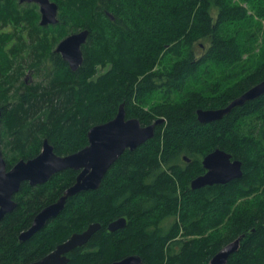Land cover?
Wrapping results in <instances>:
<instances>
[{"label":"trees","instance_id":"16d2710c","mask_svg":"<svg viewBox=\"0 0 264 264\" xmlns=\"http://www.w3.org/2000/svg\"><path fill=\"white\" fill-rule=\"evenodd\" d=\"M244 1L264 15V0ZM64 4L78 27L88 30L82 62L74 71L59 53L48 54L49 38L31 20L26 33L14 36L8 31L7 25L19 14L10 0H0V141L7 168L36 156L44 138L57 155L76 152L87 144L88 129L113 118L122 102L126 117H136L141 124L164 120L150 139L118 157L97 189L68 197L55 217L20 242V231L74 182L78 171L65 169L37 185L22 182L13 196L16 206L0 218V264L29 261L93 222L100 227L84 245L73 248L67 264H107L137 252L144 264H209L220 247L239 236V247L227 264H264V194L257 202L246 200L232 210L240 196L263 184L264 137L252 138L251 133L255 125L264 131V120L258 116L264 111V94L221 119L200 123L196 118L198 108L223 107L264 78L263 59L224 88L210 70H201L210 61L238 62L244 48L250 50L238 36L250 41L255 35L246 29L251 27L247 8L234 0H64ZM235 27H244V33ZM201 38L209 45L197 57L193 48ZM162 53L176 61L156 76L149 70ZM24 55L30 61L50 55L55 74L47 84L14 91L17 99L10 102L7 94L19 81L12 78L13 61ZM107 63L110 67L95 77L97 66ZM207 75L211 80L204 86ZM156 88L163 89L164 98L145 111L143 105ZM216 147L241 161V177L191 189V179L203 173L201 158ZM118 217H125L126 224L107 231L108 223ZM219 225L222 235H206ZM179 231L182 237H177Z\"/></svg>","mask_w":264,"mask_h":264},{"label":"water","instance_id":"95a60500","mask_svg":"<svg viewBox=\"0 0 264 264\" xmlns=\"http://www.w3.org/2000/svg\"><path fill=\"white\" fill-rule=\"evenodd\" d=\"M35 1L39 4L40 23L54 24L58 21L56 15L58 6L51 0H19ZM109 18L113 15L106 11ZM88 30L80 29L62 38L55 46L54 51L74 71L83 59L81 46L85 43ZM264 94V78L234 97L225 106L218 108H198L196 118L200 123H208L221 119L234 107L242 106L247 101L256 99ZM1 115V110H0ZM164 119L159 117L149 124H141L136 117H126L124 103L119 104L113 118L91 126L87 131V144L81 149L67 155H57L47 138L43 139L40 152L33 158L18 160L7 168L1 151L0 141V218L13 210L16 202L13 195L19 190L22 182L37 185L47 181L55 173L65 169H74L78 173L75 180L52 203L42 207L34 216L31 225L18 235L19 241H24L41 229L52 217L64 207L66 199L81 191L97 189L105 173L118 157L126 150H134L155 132V126ZM1 140V131H0ZM183 159H186L184 157ZM204 172L190 181L191 189L213 184H225L238 179L242 175V163L239 159L219 147L214 148L201 158ZM126 224L125 217L111 220L107 229L113 232ZM100 227L98 222L90 223L84 230L72 233L65 241L57 245L56 249L43 258L28 264H67L69 258L63 255L76 246L87 242L91 235ZM241 236L225 243L209 260V264H227L228 257L234 253L240 243ZM107 264H144L139 255H128Z\"/></svg>","mask_w":264,"mask_h":264},{"label":"rangeland","instance_id":"374dc122","mask_svg":"<svg viewBox=\"0 0 264 264\" xmlns=\"http://www.w3.org/2000/svg\"><path fill=\"white\" fill-rule=\"evenodd\" d=\"M58 4V11H57V18L59 19V23L56 25H49L44 26V28L40 27L39 20H40V13L38 9V5L35 3H18V0H10V2L13 4L14 11L19 14L17 17V21H9V25H7V29L10 32H13L14 36L15 33H19L22 30H24L22 33H26L27 27L26 23H29L30 20L32 21V26L39 30L40 32L45 31L48 38H49V52L53 51L56 44L62 39V37L75 32L83 27H78L77 25V19L73 18L69 11L66 10L64 7V0H53ZM235 3L244 5L246 9V13L248 16V21L251 23V27H246V29L249 31H254V36L250 39H246L243 35H239L240 40L245 44H250L249 49L247 50L244 48V53L242 54L241 59L238 62L233 63H226L224 62L221 64V62H214L210 61L203 65H201V70H210L213 74V80L218 81L219 87L224 88L230 86L235 80L241 78L246 73L252 71L253 69L257 68L259 64L262 62V59L264 60V15H259L255 9H253L249 2L244 0H234ZM23 15L28 19L26 22L24 20ZM72 17V18H71ZM21 18V19H20ZM20 23H19V22ZM238 25L241 26L240 22L237 21ZM258 27V29H257ZM243 30H245L244 27H242ZM241 27H235L234 29L239 30L238 32L244 33ZM233 29V30H234ZM257 29V30H256ZM232 30L233 33H235ZM237 35V34H236ZM63 37V38H64ZM59 40V41H58ZM200 43V45H198ZM209 45V41L207 39H198L195 42L194 52L197 57L201 56L203 54L202 51L205 52ZM168 46L165 47V49ZM171 55L162 53L160 54L157 61H155L154 65L150 68V73H155L156 76L160 74H164L168 71L170 66L175 63V59L170 58ZM27 56L24 55V57H21L19 59H16L13 61L12 65V78L16 80L18 83L15 84L14 87H12V90L8 92V96L10 95L8 101L13 102L15 99H17V95L14 97V91L17 93L19 92L18 89L22 90L24 85H35V84H47L52 76L55 74V68L53 67L52 61L50 59V55L47 57L44 56L43 59L39 61L38 58H35L33 60H29L26 58ZM37 59V60H36ZM110 67V63H107L104 66L98 65L95 71V77L99 74L105 72ZM209 73V72H208ZM205 81L202 82V84L205 86L206 82H209L211 80L210 76H206ZM207 92H211L208 90ZM11 93V94H10ZM209 94V93H208ZM15 98V99H14ZM164 98V91L162 88H156L150 95V99L148 100L147 104L143 105V108L145 111L149 110V106L152 103H156ZM2 102L0 101V105ZM6 103V102H5ZM261 120H264V111L262 113L259 112ZM262 115V116H261ZM261 125H255L253 127V131L251 133L252 138H259L264 137V131L260 129ZM249 126L246 125L244 127L245 131H248ZM264 140V139H263ZM41 150V149H40ZM264 194V180L261 187H259L256 190H253L252 193L244 196H240L239 199L236 201V203L233 205L232 210L236 208V206L239 205V203H242L246 200H249L251 203L257 202L260 197ZM169 220L173 221L174 218H169ZM163 222V221H162ZM161 222V223H162ZM160 223V224H161ZM224 232L223 225H219L216 228H212L209 231L206 232L207 234L214 233V237H217L219 235H222ZM218 234V235H217ZM177 237L181 236V231L177 234ZM190 236H186V239H188ZM139 251V249H136ZM138 253V252H137ZM118 252H115L114 255H117Z\"/></svg>","mask_w":264,"mask_h":264},{"label":"flooded vegetation","instance_id":"af4514ba","mask_svg":"<svg viewBox=\"0 0 264 264\" xmlns=\"http://www.w3.org/2000/svg\"><path fill=\"white\" fill-rule=\"evenodd\" d=\"M51 1H53V0H51ZM55 2V1H54ZM18 3H20V4H22V3H35V4H37L38 5V9H39V4L37 3V2H35V1H19L18 0ZM56 3V2H55ZM39 13H40V10H39ZM56 17H57V15H56ZM58 19V18H57ZM59 23V19H58V21L56 22V23H54V24H46V25H42L41 23H40V20H39V25H40V27H42V28H44V26H49V25H56V24H58ZM187 162L189 161V159H187L186 160ZM203 172H204V169H203ZM14 196V195H13ZM36 215V214H35ZM34 215V216H35ZM56 216V215H55ZM54 216V217H55ZM34 218V217H33ZM33 218H32V220H33ZM53 218V217H52ZM52 218H50L49 220H51ZM48 220V221H49ZM48 221L44 224V225H46L47 223H48ZM32 222V221H31ZM31 222H30V224L25 228V229H27L30 225H31ZM40 230V229H39ZM38 230V231H39ZM106 230L108 231V229H107V226H106ZM118 230V229H117ZM116 231V230H115ZM37 232V231H36ZM35 232V233H36ZM114 232V231H113ZM34 233V234H35ZM75 233V232H74ZM33 234V235H34ZM33 235H31L29 238H31ZM70 236V235H69ZM68 236V237H69ZM67 237V238H68ZM28 238V239H29ZM66 238V239H67ZM28 239H26V240H28ZM66 239H64V240H62V241H60V242H57V243H55L54 244V246L53 247H51L50 249H48V250H46L43 254H41L40 256H37V257H35V258H32L31 260H29V261H26V262H21L20 264H28V263H32V262H34V261H37V260H39V259H41V258H43L44 256H46V255H48L49 253H51L52 251H54L55 249H56V247H57V245H59L60 243H62L63 241H65ZM26 240H24V241H26ZM20 242H23V241H20ZM84 245V244H83ZM82 246V245H81ZM76 247H80V246H76ZM72 250L73 249H71V250H69L68 252H66V253H64L63 255H65L66 257H68L69 258V255H70V253L72 252ZM138 255L137 253H129V254H126V255H124V256H122V257H120V258H118V259H116V260H119V259H121V258H123V257H125V256H128V255Z\"/></svg>","mask_w":264,"mask_h":264}]
</instances>
